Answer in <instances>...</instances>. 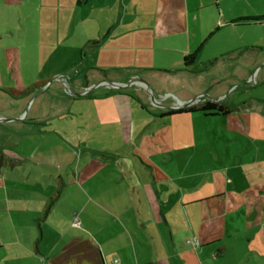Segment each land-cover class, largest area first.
Returning <instances> with one entry per match:
<instances>
[{"label": "crops", "instance_id": "1", "mask_svg": "<svg viewBox=\"0 0 264 264\" xmlns=\"http://www.w3.org/2000/svg\"><path fill=\"white\" fill-rule=\"evenodd\" d=\"M2 1L20 8L22 17H37L36 29L24 25L23 49L34 47L31 41L37 49H77L82 58L91 46L113 64L85 73L73 55L66 71H50L49 81L59 72L72 76L60 75L68 83L58 82L59 95L53 84L31 85L34 77L23 76L21 47L0 48V118L27 112L23 121L0 123V264H53L75 241L83 247L81 259L68 264H92L90 248L102 264H264V138L249 136L243 152L235 144L241 140L228 139L238 152L227 160L215 156L214 167L204 170L185 167L170 130L147 136L174 117L264 114V97L242 109L221 102L225 93L220 96V82L210 76L227 64H246L250 72L259 64L264 85V39L256 33L236 50L209 52L221 31L243 25L251 39L264 23L221 21L218 0ZM29 5L35 13L24 15ZM199 49L195 64L186 67L184 58ZM179 74L233 112L162 117L168 111L155 106L159 111L145 125L129 102L131 92L102 85L142 79L160 92L161 77L177 83ZM192 81L183 88L192 90ZM94 86L100 87L84 97ZM183 93L162 99L192 101ZM162 99L161 106L171 107Z\"/></svg>", "mask_w": 264, "mask_h": 264}, {"label": "rangeland", "instance_id": "2", "mask_svg": "<svg viewBox=\"0 0 264 264\" xmlns=\"http://www.w3.org/2000/svg\"><path fill=\"white\" fill-rule=\"evenodd\" d=\"M223 1L224 0L217 1L219 9L221 10L222 16L219 18L221 21H232L248 16H264V0H228L227 4L222 5ZM2 2L3 1L0 0V48L8 49L14 46L19 48L22 44H24L25 41L23 38L21 39V37L26 34L25 30H23L24 25H26L28 29L30 27H34L36 29V27L39 26L37 23V17H22L20 8H11L9 6H5ZM30 3L32 4L33 2L30 1ZM35 9V5H29V8L26 6V8L22 11L24 12V15L27 10L34 14ZM222 11H224L225 14H223ZM256 33L257 38H261L263 41L264 27L257 32L251 31L249 34L251 39L249 36L247 37V34L244 33L243 25H239L235 30L221 31L214 39L213 45L210 47L209 52L221 53L223 51L228 52L236 50L239 46L242 47L243 45L250 43V41L256 36ZM259 35L261 36L259 37ZM43 36L45 35L43 34ZM28 43L34 44V47H25L26 49L21 47L20 49L23 76H29V79L34 77L35 80H33L31 85L36 83H47L49 85L53 84L54 87L52 88V91H56V93L58 92L60 95L61 92L57 89L58 87H56L58 82L63 83L65 87H67L68 82L65 78L72 79V76L69 74H63V72H59V74H55L49 81L50 71L54 68L57 70L66 71V68L69 67L68 61L70 58L73 55L76 58L80 57V54H77V49H68L66 51L62 49H37V47H35L38 46L36 43L31 41H28ZM96 52L98 51H95L90 46L84 51L83 57L79 58V61L82 65L81 70H84L85 73L87 72V69L99 67V65L105 66L113 64L109 62V59L106 57V55L102 56L100 53L96 54ZM182 62L183 60H181V63ZM260 62L263 61L261 60ZM161 64L162 63L158 64L159 67ZM257 65L253 66V70L250 72L249 66L246 64H227L225 66H221V69L219 68L220 70H218L216 74H211L210 76L212 79H214L215 83L217 81L220 82V86L222 87L220 89V96L225 93L226 98L221 97L222 99L220 101L224 102L226 99L227 104L239 106V108L242 109L246 104L249 103L251 98L264 97V85L261 86V84H259V72L261 69L259 67L261 65ZM249 72L253 73V76L250 77V79L247 76ZM60 75H63L65 78ZM177 76L180 77L176 79L177 83H174V79L171 77H167L165 79L164 76L161 77L163 81L160 82L162 84L160 92H155L148 83H146L144 80L143 82L151 89L152 92H154L153 96L157 100H161L162 97H165L169 94L181 98V95L179 94L184 90L186 93H183V96H185L187 99L192 101L197 99L195 106H200L205 102L219 101L211 98L208 95V92H201V83H194L197 82L196 80L192 81L191 78H188L186 75L179 74ZM82 79H85V75L82 76ZM185 80L192 81L189 83V85L193 87L192 90L190 87L187 89L183 88L184 86H188V82ZM179 81H183V84L181 85L178 83ZM107 82L112 83L110 80ZM67 90L69 91V87ZM126 90L133 94L132 99L129 100V102L134 105L139 120L147 125L152 120L149 114L154 115L159 111V109L153 105L147 87L135 85ZM193 95L197 96L194 97ZM173 96H167V98H164L165 100L162 99L161 103L164 105H170L173 108H179L184 102L177 101ZM76 104L81 105L83 103ZM142 106H144L145 111H143ZM242 115L246 118H249L250 121H255L258 125L261 124L262 129L255 128L257 125L252 126L255 129L246 127L241 120ZM242 115L237 113L227 118H204L203 115L191 117H174L168 119L166 125H163L159 128L157 125L154 126V128L148 132L147 136L152 135L150 133L152 130L158 132L170 130L173 137L177 140L176 149L178 157L181 158L186 168L191 169L198 167L204 170L210 169L214 167L212 161L215 159V156H220V158H223L222 160H227L229 158V154L238 152L235 150L232 143H227L228 139L231 141L241 140L240 142L236 141L235 144H239L238 149L239 151L243 152V143L247 142L246 140L249 136H262V138H264V114L258 111H249L244 112ZM136 160L138 161L139 166L142 167L140 161L138 159ZM199 160L202 161V165L200 166L197 164L194 166L197 161L199 162Z\"/></svg>", "mask_w": 264, "mask_h": 264}, {"label": "trees", "instance_id": "3", "mask_svg": "<svg viewBox=\"0 0 264 264\" xmlns=\"http://www.w3.org/2000/svg\"><path fill=\"white\" fill-rule=\"evenodd\" d=\"M240 23H251V24H259L264 23V16H257V17H248V18H241L234 22H232L233 25H238ZM200 49L189 56H186L184 58V63L186 67L192 66L196 62L197 55L199 53ZM42 86V85H41ZM40 88L39 85H36L32 88H30L27 91V95L31 92L35 91L36 89ZM7 94L12 95L10 92H7ZM203 113L205 115H229L233 111L225 108L224 106H217L211 102H208L204 106H193L191 108L185 109V110H178V111H171L163 114L162 117L166 116H174V115H180L185 113ZM78 242H72L63 252V254L60 256V258L55 261L53 264H68V262L72 258H76L77 260L81 259V253L83 252V247L79 246L77 244ZM89 260H91L92 264H102L100 255L97 251H95L93 248H90L88 254H87Z\"/></svg>", "mask_w": 264, "mask_h": 264}, {"label": "water", "instance_id": "4", "mask_svg": "<svg viewBox=\"0 0 264 264\" xmlns=\"http://www.w3.org/2000/svg\"><path fill=\"white\" fill-rule=\"evenodd\" d=\"M102 85H107L110 88L114 89V90H125V89H129L135 85H139V86H144L147 87L148 92L150 93L151 99H152V103L154 106L156 107H163V109L169 110V111H178V110H185L188 108H191L193 106H195V104L197 103V99L193 100L191 102H187V103H182L181 106L179 108H173V107H164L161 106L160 101H158L154 96L153 93L151 91V89L143 82V80L141 79H136L134 81H131L128 85H123V84H118V83H110V82H105ZM100 86H94L92 88H90L83 96L87 97L89 96L94 90H96V88H99ZM47 90V89H45ZM43 93H45V91L40 92L39 94H37L36 96H34L31 100H30V104L40 95H42ZM75 97H78L79 95H74ZM207 96V95H205ZM202 97V96H201ZM216 103H218L217 101H215ZM27 112L26 114L21 117V118H16V119H4V118H0V123L1 124H6V123H14V122H19V121H23L26 118Z\"/></svg>", "mask_w": 264, "mask_h": 264}, {"label": "flooded vegetation", "instance_id": "5", "mask_svg": "<svg viewBox=\"0 0 264 264\" xmlns=\"http://www.w3.org/2000/svg\"><path fill=\"white\" fill-rule=\"evenodd\" d=\"M218 102V101H217ZM208 102H205V103H203L202 105L204 106L205 104H207ZM211 103H213V104H215V105H217V106H223V105H221L219 102L218 103H216L215 101H213V102H211ZM201 105V106H202ZM168 112H171V111H169V110H167Z\"/></svg>", "mask_w": 264, "mask_h": 264}, {"label": "built area", "instance_id": "6", "mask_svg": "<svg viewBox=\"0 0 264 264\" xmlns=\"http://www.w3.org/2000/svg\"><path fill=\"white\" fill-rule=\"evenodd\" d=\"M167 98V97H166ZM192 244L194 245V247H198L199 246V242L196 240L194 242H192Z\"/></svg>", "mask_w": 264, "mask_h": 264}]
</instances>
